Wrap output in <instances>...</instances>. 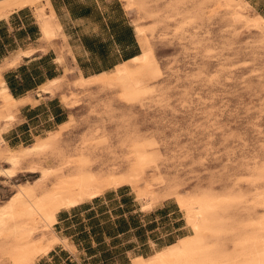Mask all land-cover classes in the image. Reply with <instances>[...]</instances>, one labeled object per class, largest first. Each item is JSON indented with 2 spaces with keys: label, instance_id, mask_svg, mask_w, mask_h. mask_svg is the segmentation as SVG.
I'll return each instance as SVG.
<instances>
[{
  "label": "rangeland",
  "instance_id": "1",
  "mask_svg": "<svg viewBox=\"0 0 264 264\" xmlns=\"http://www.w3.org/2000/svg\"><path fill=\"white\" fill-rule=\"evenodd\" d=\"M243 1L248 3L138 0L140 8L132 6L134 18L145 19L146 31L137 44L140 53L141 42L145 45L150 59L110 85L98 80L71 90L68 79L59 82L67 87L61 94L64 104L79 107L53 130L62 155L28 160L56 170L44 188H50L56 176L67 174L70 166L71 171L83 166L92 174L100 168L116 169L134 177L135 188L124 186L134 199L140 183L157 197L174 188L187 196L233 197L222 211L225 235L216 238L227 253L256 232L264 216V205L255 200L264 192V179H258L264 172V32L246 20L253 18L264 28V7L259 14ZM121 2L125 9L126 2ZM126 20L131 23L128 15ZM7 102L0 98V121L11 114ZM66 160L69 167L62 165ZM38 177L24 170L12 180L0 175V201ZM178 210L186 230L175 235H187ZM175 217L162 219L154 213L136 218L144 224L141 232L148 231L146 222L155 219L152 225L157 230L151 235L157 238L171 231ZM166 241L156 240L154 249ZM10 242L0 240V264H14ZM110 257L112 263L119 258L109 253Z\"/></svg>",
  "mask_w": 264,
  "mask_h": 264
},
{
  "label": "crops",
  "instance_id": "2",
  "mask_svg": "<svg viewBox=\"0 0 264 264\" xmlns=\"http://www.w3.org/2000/svg\"><path fill=\"white\" fill-rule=\"evenodd\" d=\"M246 1L258 13L264 7V0ZM48 2L60 27L56 38L50 41L42 39L32 8H22L0 20V78L7 90L0 92V98L3 102L9 97L16 100L10 105L14 121L1 138L12 149L26 146L35 137L62 126L79 107L69 109L61 100V94L67 93L64 81L58 87H50L52 90L41 89L61 77L64 68L79 71L87 78L124 62V53L131 51L132 43L140 54L121 0ZM45 12H49L48 8ZM12 61L16 62L9 66ZM154 213L162 219L177 215L171 219V231L166 230L157 238L151 235L157 230L152 225L155 219L148 220V231L141 232L144 224L140 225L136 218ZM185 230L173 202L163 201L149 211H141L131 192L121 187L57 213L53 231L70 247L57 244L34 264H133L135 258L146 257L154 250L156 240L168 238L160 247L165 246L184 235L175 233ZM145 249L150 253H145ZM109 253L119 257L115 263L110 261Z\"/></svg>",
  "mask_w": 264,
  "mask_h": 264
},
{
  "label": "bare ground",
  "instance_id": "3",
  "mask_svg": "<svg viewBox=\"0 0 264 264\" xmlns=\"http://www.w3.org/2000/svg\"><path fill=\"white\" fill-rule=\"evenodd\" d=\"M124 2L127 4L125 9L131 20L135 38L139 40L146 31L145 19L134 18L132 6L140 8L139 2L138 0H124ZM243 3L251 10L248 3L245 1ZM27 7L34 11L42 39L50 41L56 38L60 27L54 20L48 0H0V20L7 19L11 13ZM45 8H48V13L45 12ZM252 19L246 22L263 33L264 28ZM261 24L264 27V24ZM140 48L141 53L138 56L117 64L111 70L87 78L82 77L78 70L76 73L73 69L67 68L61 77L41 89L52 90L50 87H58L59 82L64 79L69 80L71 90L77 87L84 89L98 80L110 85L115 79L125 76L135 66L150 59V52L142 42ZM14 63L12 61L8 65L13 66ZM0 92H7L1 78ZM9 101L7 105L16 103L11 97ZM13 121L11 116H5L0 121V164H4L0 166V175L12 180L24 170L27 174H38L39 177L32 184L24 183L18 187L6 201H0V240L6 238L11 241L10 254L14 258V264H34L57 244H62L65 248L70 247L65 239H61L53 231L57 213L71 210L101 196L106 191L117 190L124 186L135 188L137 184L133 176L118 173L116 169L100 168L97 173L92 174L91 171L80 166L71 171V166L68 168L66 160L62 165L67 164L69 169L67 174L62 172L63 174L56 176L50 188H44V182L56 170L50 166H37L33 161L28 160L40 156L62 155L63 149L58 134L53 131L46 132L44 136L35 137L34 143L30 146L12 149L5 144L1 133L12 125ZM63 168L59 167L58 170ZM258 179L263 181L264 172H261ZM138 188L135 200L139 202L141 211H149L164 200H174L183 214L189 233L178 237L170 244L154 249L152 254L146 257L135 258L133 264H264V216L258 222V230L242 238L233 253H227L220 248L216 238L225 231L222 211L229 206L233 197L218 198L210 194L187 196L181 189L180 191L175 188L157 197L149 191L146 183H140ZM255 200L258 201L257 204L264 205V192L256 195ZM22 202H24L23 207L20 206ZM24 217H28V220H23ZM31 237L33 240H30Z\"/></svg>",
  "mask_w": 264,
  "mask_h": 264
},
{
  "label": "trees",
  "instance_id": "4",
  "mask_svg": "<svg viewBox=\"0 0 264 264\" xmlns=\"http://www.w3.org/2000/svg\"><path fill=\"white\" fill-rule=\"evenodd\" d=\"M125 30L128 31V32H130V28H129L128 26H125ZM129 53H130V55H128ZM138 53H139V52H138ZM137 55H138V54H137V52H136V46H135V44L132 43V49H131V51H129L128 53H127V52L124 53V56H123V58H122V61H127V60H129V59H131V58L136 57ZM114 66H115V65H114ZM111 67H112V65L109 66L108 69H109V68L111 69ZM103 72H104V71H103ZM100 73H101V72H100ZM97 74H99V72H98Z\"/></svg>",
  "mask_w": 264,
  "mask_h": 264
}]
</instances>
